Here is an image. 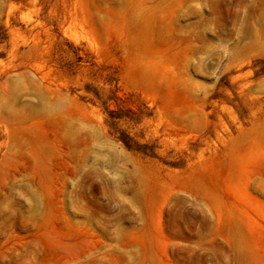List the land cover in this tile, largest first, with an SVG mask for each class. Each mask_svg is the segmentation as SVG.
Listing matches in <instances>:
<instances>
[{"label":"rangeland","instance_id":"374dc122","mask_svg":"<svg viewBox=\"0 0 264 264\" xmlns=\"http://www.w3.org/2000/svg\"><path fill=\"white\" fill-rule=\"evenodd\" d=\"M0 264H264V0H0Z\"/></svg>","mask_w":264,"mask_h":264},{"label":"trees","instance_id":"16d2710c","mask_svg":"<svg viewBox=\"0 0 264 264\" xmlns=\"http://www.w3.org/2000/svg\"><path fill=\"white\" fill-rule=\"evenodd\" d=\"M126 138H127V137H124V138H123L124 142L126 143V145L131 146L130 143H129L130 140H129V139H126Z\"/></svg>","mask_w":264,"mask_h":264}]
</instances>
